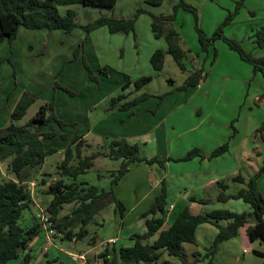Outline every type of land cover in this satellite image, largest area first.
<instances>
[{"label": "rangeland", "instance_id": "obj_1", "mask_svg": "<svg viewBox=\"0 0 264 264\" xmlns=\"http://www.w3.org/2000/svg\"><path fill=\"white\" fill-rule=\"evenodd\" d=\"M184 2L193 7L195 12L185 9L179 4V0H161L158 5L151 0H116L111 8L81 4L62 5L58 6L59 13L64 15L67 9L74 10L75 21L79 25L69 34L60 30L33 31L20 26L16 38L11 42L7 39L0 42V93L2 94L0 98L8 97V91L13 92V89L10 90L12 83L15 85L13 87L15 90L30 85L31 89L40 92V96H37L29 106L23 118L15 123L24 124L36 113L41 104L51 99L54 81L66 84L75 90L76 94L71 95L60 91V98L66 99L70 105L79 104L77 113L86 116V121L89 123L88 127L85 124L86 121L84 123L82 120V124L80 123L81 129L86 127L89 130L83 140L90 146L82 145L83 154L108 150L109 139L115 136L112 133L117 134L115 131L120 128V126L116 127L115 123L125 119L126 116H123L122 111H113V114L108 111L112 105V97H117L121 92L127 95L126 99H132L142 93L158 97L174 91L183 83L191 70L202 68L204 78L196 91L181 107L168 113L164 120L171 147L167 145L163 152L154 151V148L142 145L140 138L135 137L134 141L139 144L141 155H155L159 158L164 154L175 158L193 147L200 148L202 155L207 158L214 148L228 141L229 152L226 158L206 159L204 162L199 158L189 161L170 160V166H165V162L163 168L157 162L145 166H140L141 163L133 164L126 175L117 183H112L114 177L109 172L119 168L120 160L100 155L94 159V165L86 173L77 177V181H86L89 185L99 188L112 187L116 198L123 199L124 209L131 208L137 202L135 197H142L148 191L146 187L150 189L164 178L168 188L167 202L175 205L168 211L166 224L182 209L181 203L176 200L177 196L180 197L179 192L183 190H185L183 197L189 193L195 198L210 200L207 204L193 206L191 208L193 213L213 209L251 211L249 205L241 199L217 201L216 196L221 190L217 181L195 190L193 188L200 182L214 180V176L220 171L225 172L230 165L239 162L235 158L237 154L235 148L247 132L251 135L243 142V146L254 154L252 157L254 161L249 160L246 163L256 166L258 164V159L255 157L258 155L256 150L264 148V143L259 136L264 128V79L260 73L254 72L252 67L242 60L224 40L227 38L236 41L245 51L251 52L256 57L264 55V47L256 44V33L264 25V0H184ZM138 9L142 12L137 14ZM159 15L173 16V19L164 25L172 26L178 32V44L186 51V57L183 59L185 71L177 66L169 53L165 54L163 68L160 71H154L151 67L149 59L152 52L167 48L164 38H155L152 32L153 16ZM101 16L117 18L135 16V25L134 31L129 33H110L106 27H99L88 33V41L84 45L88 62L95 71L98 66L108 68L106 77L96 71V76L100 79L99 87L97 83L88 81L82 61L73 58V51L87 35L81 26ZM228 16L230 18L227 23L221 26L220 37L214 35ZM196 28H199L205 37H215L207 48L201 47ZM64 61H68L65 66L67 69L61 75L58 70ZM12 68L15 75L12 74ZM123 74L128 75L130 79V84L124 90L121 89L124 83ZM145 75L151 76V81L135 91V80ZM23 91L30 92L27 88ZM96 100H99L98 105L91 108V104ZM153 101L154 99H151L147 102L148 108L152 106ZM3 108L0 103V121L2 122L6 115V108ZM63 114L71 115L67 112ZM97 122L100 123L97 124ZM8 123L9 121L6 120L0 124L5 126ZM261 126L263 128L256 132ZM43 129L56 133L53 138L43 140L44 146L55 147L60 152L48 156L45 162L35 168H27L22 174L21 180L27 190L30 181L36 183L30 209L23 210L18 220L23 227L29 226L33 221L38 222V217L42 213L45 216L49 215L46 212V206L51 199V195L47 193L48 186L59 178L56 165L63 157V151L73 137V133H77L76 126H66L65 131L68 137L64 140L59 137L60 130L55 123L51 122ZM153 134L155 135V132ZM7 162L8 159L0 162V182L7 178H14L8 170ZM246 170H243L245 174L253 175L256 172L249 168ZM251 175H248V179ZM228 183L226 193L235 192L238 186H241L239 184L241 182L229 181ZM157 188L158 186L151 192L148 191L149 195L142 199L134 210L129 209L124 223L120 221L118 212L114 210V202L107 203L98 210L93 221L88 225L89 235L77 242L60 239L63 234L56 229L57 224L66 221L65 215L72 207L71 204L63 205L56 220L52 221L48 227L53 230V233L47 235L42 228L41 233L32 240L33 258L27 264H56L53 262L55 258H58L61 264H103L104 261L99 257V253L104 250L106 242L113 241L108 240V236H116L119 238L118 246H126L131 243L129 240L131 234L142 232L145 226L140 213L148 208L150 205L148 199L157 192ZM258 189L264 191V173L258 180ZM123 214H126L125 210ZM224 223L226 222H222ZM79 226L80 222L75 220L70 228L76 231ZM216 233L217 227L213 224L199 225L195 232V243H183L185 261L188 263L195 261V264H209L210 260L212 264H264L263 258L243 251L249 249L248 240L244 238L243 233L219 243L215 253L211 254ZM93 234L97 236L95 246L88 244ZM251 246L261 248L263 245L259 241H253ZM44 253L47 255L45 256ZM24 254L20 251L18 258L9 260L6 264L19 263ZM72 254L76 255L74 259ZM243 255L245 257L241 259ZM166 259H169L172 264H182L183 260L164 253L159 263Z\"/></svg>", "mask_w": 264, "mask_h": 264}, {"label": "trees", "instance_id": "obj_2", "mask_svg": "<svg viewBox=\"0 0 264 264\" xmlns=\"http://www.w3.org/2000/svg\"><path fill=\"white\" fill-rule=\"evenodd\" d=\"M156 5L161 0H151ZM116 0H0V42L7 39L11 42L16 38L17 30L20 26L29 30H60L69 34L75 27L79 26L75 21L76 13L72 9H67L64 15H61L58 6L81 4L83 6H95L111 8ZM179 4L185 9L194 8L179 0ZM142 12L137 10V14ZM228 18L217 28L214 35L220 37L221 26L227 23ZM173 19L172 15L153 16L152 32L155 38H164L166 50L156 49L150 56V64L154 71H160L163 68L165 54L169 53L177 66L182 71L186 70L183 59L186 57L184 51L178 44V32L172 27H165V23ZM135 16L133 17H113L101 16L82 25L86 32L84 41L73 51L74 59H81V64L85 70L88 81L97 83L100 87V79L96 76V71L103 76H108L106 66H98L96 71L88 62V56L85 54V43L88 41V33L99 27H106L110 33H129L134 31ZM199 36V42L202 48H207L215 37H205L203 32L196 28ZM228 46L235 50L239 57L247 62L254 72H258L264 79V55L254 56L251 52L245 51L236 41L224 38ZM256 44L264 47V25L256 33ZM68 61L59 67L61 74L65 70ZM12 74L15 75L14 68ZM151 76H141L134 82L135 91L141 89L145 84L151 81ZM204 78L202 68L191 70L183 83L176 87L177 91H186L191 87H197ZM124 83L121 89L124 90L130 84L129 76L123 74ZM52 96L49 101L40 105L36 113L30 117L24 124H17L25 115L29 106L37 98L36 94L23 91L17 100L14 108L9 115V123L0 128V162L8 159V170L14 175V178H7L0 182V264H6L9 260L19 257L20 251L25 254L23 259L17 264H27L32 258L31 242L34 237L38 236L42 228L37 221H33L29 226L23 227L18 220L21 218L22 211L30 209L31 197L29 191L23 184L21 178L27 168H35L42 164L46 158L57 151L55 147L44 146L43 140L53 138L56 133L52 130H45L43 127L48 126L51 122L55 123L59 130V137L66 140L68 137L65 127L68 125L75 126V122H67L59 116L55 108V93L65 91L71 95L76 94L68 85L59 81H54L52 85ZM167 95L166 93L158 96L159 101ZM151 95L142 93L132 99H126L127 95L121 92L117 97H112L111 107L108 111L129 110L132 106L137 105ZM116 108V109H114ZM135 113H129L132 118ZM264 125V124H263ZM264 127V126H263ZM258 128L256 132L262 128ZM260 137L264 143V128L260 132ZM82 145H90L83 140V134L73 133V137L67 143L63 157L56 165V173L59 178L50 184L47 193L51 199L46 206V212L49 214L50 221H55L58 213L65 204H71L72 207L68 214L65 215L66 221L56 225L58 232L62 233V240H72L74 242L82 241L89 235L88 225L93 221L94 215L103 208L107 203L114 202L115 211L118 212L120 219L124 217V205L114 194L112 187L108 189L99 188L98 186L89 185L86 181H77L80 174L86 173L93 165L94 159L102 155L114 160H120V166L116 171L109 174L113 176L112 183H117L129 170V165L134 162H144L145 164L159 163L163 168L164 163L169 160L189 161L195 157L203 159L198 147H193L178 158L158 156H144L140 154V148L137 143L129 142L121 137H111L108 142V150L96 151L90 154L82 153ZM228 141H225L214 148L207 156L208 159L220 156L228 150ZM262 164L256 172L245 180L241 175L233 177V181L245 183L234 193H226L227 185L217 181L221 190L216 196L219 202H226L229 199H241L249 205L251 211L235 212L227 209H213L199 213L191 212L188 206H184L170 222L167 215V186L165 179L160 181V190L154 196L148 208L141 213L145 231L142 233H133L129 236L130 245H119L117 240L108 241L105 248L99 253V257L104 261L103 264H172L169 259L159 263L164 253L168 256L182 258V264H195L185 261L183 243H195V232L199 225L210 223L217 227V233L214 237L211 254H214L217 245L225 240H229L239 235L240 228L244 227V233L250 242L260 240L264 242V196L258 189V180L264 173V148L259 153ZM47 175V173H45ZM49 175V174H48ZM187 199L198 204H207L209 199L195 198L191 195ZM78 220L80 226L78 230L73 231L70 228L72 223ZM222 222H226L222 224ZM64 229V230H63ZM151 238H153L151 240ZM97 236H90L89 245L96 244ZM252 252L264 258V251L252 249ZM45 256L47 253H44ZM109 258V259H108ZM56 264L58 258L53 259ZM212 264V260L209 261Z\"/></svg>", "mask_w": 264, "mask_h": 264}, {"label": "crops", "instance_id": "obj_3", "mask_svg": "<svg viewBox=\"0 0 264 264\" xmlns=\"http://www.w3.org/2000/svg\"><path fill=\"white\" fill-rule=\"evenodd\" d=\"M40 30H42V29H40ZM44 30H46V29H44ZM33 31H36V30H33ZM66 69L67 68H65V71H66ZM65 71H64V73H65ZM61 75H62V73H61ZM61 77H63V76H61ZM13 87H15L14 83H12V88H10V90L13 89V92H11V93H10V91L7 92V93H9V96L8 97H3L2 96L3 99H2V97L0 98V103L2 104V106L4 108H6V111H5L6 112V115H5V118H4L5 121L4 120H3V122L0 121V123H4V122H6V120L9 121L10 112L12 111V109L14 108L17 100L19 99L20 95L22 94L23 89L27 88L33 94H37V96H40V92L38 90H36V89H31L32 86H30V85H29V87L28 86L27 87L26 86H23V87L20 88V90H15ZM197 87H191V88H189L186 91H177V90H174V91H171V92H167L166 93L167 95H165L164 98H162V100H160V101H159V99H157L158 97L151 96L148 99H146L145 101H143V102H141V103H139L137 105L132 106L129 110L122 111L123 112L122 114H124L123 116H126V117H125V119H120L117 123H115L116 124V127L117 126H120V128L116 129L115 132H117V134H114V132H113L112 135H115L114 137H121V138H123V139H125V140H127L129 142H134V143H136L134 141V139H135V137H137V138H140V141L142 142V145L148 146L149 148L152 147V148L155 149L154 151H157V150L158 151H161V152L165 151V148L167 147V145L169 146V148L171 147V141L168 140V134H167V128H166L167 126H166V123H164V120L166 118V115L168 113H170L173 109L179 108L184 103H186L188 101V99L196 91ZM59 94H60V90H58L55 93V95H56V98H55V108H56L57 113L59 114V116H61L63 118L65 117L64 119L67 122H75V126H76V129H77V133H81V134H83V137L84 136L86 137V134L88 133L89 130L86 127H84V129H81L80 128V123L82 122V120L85 123L87 117L86 116H82V114H80V113H77V106L79 104L78 105H73V104L70 105L68 103V101L66 102V99L64 100L62 97L60 98V95ZM1 95L2 94L0 93V96ZM151 99H154V101L152 103V106L150 108H148L147 107V102L149 100H151ZM98 102H99V100H96V102H93L91 104V108H95L98 105ZM117 111L118 110H115V112H117ZM63 112L71 113V115L70 116H65L63 114ZM130 112L131 113H135V115L132 118H129V116H128ZM75 113H77V114H75ZM113 113L114 112H112L111 114H113ZM98 123H100V122H97V124ZM85 124L88 127V124L89 123H87V121H86ZM5 126L3 124H0V128H3ZM112 131H114V130H112ZM153 132H155V135L153 134ZM250 135L251 134L247 132L240 139V142L236 145L235 150L237 151V154L235 155V158L237 160H239V162L237 161L236 164L230 165L227 168V171H225V172H221L220 171L218 175L214 176V178H213L214 180H206L204 182H200L193 189L195 190V189H197L199 187H202V186L208 185V184H212L213 182H216V181L222 182L224 185H227V188H228L229 187V183H228L229 181L239 183L238 181H233L232 180L233 177L236 176V175H238V174L241 175L242 177H244L245 180H247L248 179V175H251V174H245V172H243V170L244 171H247L246 169L249 168V169H251L253 171H256L261 166V163L260 162H262L261 161V156L259 154L262 151V149H260V150H256L257 152L255 151L256 153H258L257 156L255 155V157L258 159V161H257L258 164L256 166H251V164L249 162L246 163L249 160L250 161H254V159L252 158V157H254L253 156L254 154L251 153V150L250 149H248L247 147L243 146V142ZM105 137L107 138L108 136H105ZM241 143H242V145H241ZM56 152H60V151L58 150ZM228 152H229V147H228V150L226 152H224L223 154H221L220 156H217L215 158H220V159L223 160L224 158H226L225 156H226V154ZM55 153H53V154H55ZM183 155H185V154H183ZM183 155H179V156H177L175 158L181 157ZM152 156H155V155H152ZM147 157H150V156H147ZM163 157H169V156H168V154H164ZM47 158H46V160H47ZM196 158H199V157H195V158H193L191 160H195ZM206 159H208V158L204 157L202 159V161L204 162ZM218 162H221V161H218ZM140 163H141V165H140ZM133 164H139L140 166L147 165L144 162H134V163H131L129 165L128 172L131 170V166ZM169 164H170V160L166 162V165L165 166H170ZM161 179L154 184L155 185L154 187L151 186L150 189L148 187H146L148 189V191L151 192L154 188H156V186H158V188H157L158 189L157 192H158L160 190V181H161ZM239 184L241 186H238L237 190L239 188H241V187H245V183H243V184L242 183H239ZM259 185H261V184H259ZM148 191L145 192L142 197L141 196L135 197V201L137 200V202H135V204L132 205L131 208L124 209L125 212H126V214H124V217L120 220L122 223H124V221L126 219V216L129 213V209L134 210V208L137 207V205L140 203V201L142 199H144L147 195H149V192ZM157 192H155V194L153 196L150 195L151 198L148 199V204H150L152 202V200H153L154 196L157 194ZM184 192H185V190L179 192L180 197L177 196L178 198H177L176 201H178V202L181 203L182 208L184 206H188L190 208V210H191V208L193 206H195L196 204H198V203L197 202L189 201L187 199V196L190 195L189 193H186L185 196L183 197L182 194ZM260 192L264 196V191H260ZM167 193H168V188H167ZM232 193H234V192H232ZM150 196H148V197H150ZM118 200H120V199H118ZM229 200H232V199H229ZM229 200H227V201H229ZM120 201L123 203V199H121ZM174 207H175V205L173 203L167 204V210L168 211L171 208H174ZM225 207H227V206H225ZM242 211H247V210H242ZM238 212H240V211H238ZM144 231H145V227L142 230V232H144ZM142 232H140V233H142ZM244 232H245L244 231V227L240 228L239 235H241L243 233L244 234L243 235L244 238L246 240H248ZM107 239L108 240H110V239L117 240L116 241L117 243L119 241L118 240L119 238H117L116 236H108ZM152 239L153 238H151V240ZM255 241L261 242V244L263 246L261 248L253 247V246H251V242L248 240L249 249H247V251H245V250H243V251L245 253L251 252L252 256H256V257L262 258L261 256L253 253L252 252V249H256L257 251H264V242H262L260 240H255ZM75 256H76L75 254H72V258L73 259L75 258ZM244 257L245 256L243 255V258L241 257V259H244Z\"/></svg>", "mask_w": 264, "mask_h": 264}, {"label": "built area", "instance_id": "obj_4", "mask_svg": "<svg viewBox=\"0 0 264 264\" xmlns=\"http://www.w3.org/2000/svg\"><path fill=\"white\" fill-rule=\"evenodd\" d=\"M35 184L36 183L34 181H30L29 182L28 191H29V194H30L31 198H33V196L35 194ZM38 222H39L41 228H43V230L46 231L47 235L50 234V233L51 234L53 233V230L51 228H48L51 225V221H50L49 215L45 216L44 213H42L38 217ZM47 238H48V236H47Z\"/></svg>", "mask_w": 264, "mask_h": 264}]
</instances>
